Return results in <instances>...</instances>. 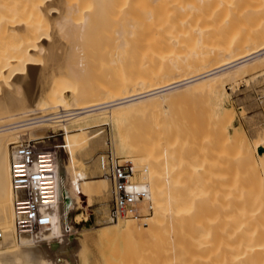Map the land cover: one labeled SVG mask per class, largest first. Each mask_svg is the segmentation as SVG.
Instances as JSON below:
<instances>
[{
	"label": "bare ground",
	"instance_id": "6f19581e",
	"mask_svg": "<svg viewBox=\"0 0 264 264\" xmlns=\"http://www.w3.org/2000/svg\"><path fill=\"white\" fill-rule=\"evenodd\" d=\"M128 1L0 0V225H3L0 230L4 234V238H0L3 240L0 243V264H73L75 259L85 264L82 254L86 240L92 236L82 234L77 238L74 224L79 215H71L74 210L85 209L82 205L83 187L78 183L71 163L63 162L56 149L48 147L44 140L49 127H58L62 131L69 125L71 130H84L95 127L98 122H107L113 127L114 152L117 156L119 153L128 156L135 165L133 171H141L139 179L133 175L134 184L139 188L143 184L147 188L149 201L144 200V203L154 209L150 218L145 216L135 220L137 218L130 215L117 221L109 218L112 223L99 228L95 239L115 241L117 250L113 252L117 253L116 258L125 251L122 253L125 262L121 258L122 263L111 261L110 264H264V162L256 170L250 163L241 161L243 137L238 129L226 138L228 145L235 148L236 156L234 154L232 158L233 152L231 156L225 148L230 165H225L229 166L228 170L224 166L227 170V173L224 171L226 180L221 182L225 185L224 199L217 212L205 210L208 208L205 206L204 210L201 209L203 206L200 208L201 205L197 204L203 195L197 194L200 190L179 186L174 178L165 177L163 173L157 176L147 165L153 163V159H147L145 166L137 168L138 162L146 159L143 147L139 141H130L131 136L128 139L123 134L132 118L139 119L142 113L180 95L205 92L216 102L226 93L225 86L218 83L220 79L235 81L263 66L264 0H145L147 6L166 2L172 7L171 10L166 7V10L164 3L160 7L165 10L159 11L160 4L155 8L152 5L145 12V18H141V21H150L146 23L157 30L153 33L155 37H149L150 41L143 35L136 39L146 34L138 31L137 19L130 16L131 13L128 16L124 7L122 12L125 15L121 16L124 23H119L116 28L109 22L105 24L106 21L118 22L119 12L117 18L113 15V7H127L128 3H133ZM95 25L100 26L98 30ZM183 26L188 27L184 28L189 32L185 29L182 32L195 34V38L191 35V39L189 35L186 38L185 35L182 40L176 37L177 32L171 31L174 28L182 30ZM93 28L114 40L111 44L116 56L122 54L121 51L126 55L130 52L131 39L138 40L135 48L142 50L140 54L137 52L143 59L141 63L138 61V69H141L137 70L138 74H127V80L120 82L115 89L101 93L85 92L75 86L80 84L90 67L87 50L100 47L97 40V43L86 40L89 34L92 39ZM163 45L183 51L163 50ZM34 53L41 54L44 63H35ZM63 69L66 72L63 73ZM132 72L135 71L132 69ZM69 79L77 83L69 84ZM16 88L22 91L21 96L14 98ZM215 110V113L212 110L213 120H209L215 129H220L219 124H224L227 115L217 107ZM23 136L35 146L48 147L52 151L56 179L53 203L46 211L51 218L50 225L19 241L14 237L9 165L12 148L23 141ZM76 145V141L70 143L72 148ZM242 165H247L245 167L250 171L241 170ZM102 177L110 183L103 173ZM205 225L211 226H208L210 229L207 230ZM197 229L196 240L193 236L197 235ZM194 239V249L190 250ZM132 242L138 248L140 243L142 249V255L135 260L126 257L135 247L137 249Z\"/></svg>",
	"mask_w": 264,
	"mask_h": 264
},
{
	"label": "rangeland",
	"instance_id": "374dc122",
	"mask_svg": "<svg viewBox=\"0 0 264 264\" xmlns=\"http://www.w3.org/2000/svg\"><path fill=\"white\" fill-rule=\"evenodd\" d=\"M130 1L133 3L134 1L136 2V0H129L128 2ZM144 1L145 0H142V1L138 0L136 4L128 3L130 5H127V7H125V5H122L121 6L122 8L119 7L120 5H116L113 7L112 11L114 14L113 13L112 14L116 17L118 15L120 16L119 18H121V16L125 15V13L128 14V16L131 13L130 16H132L133 18L135 17L137 19L136 22L139 25L138 31L140 33L144 31L145 34L148 35L147 36L148 38H147L146 35H144L143 33L140 36H138V38L136 39H139L143 35V37L145 36L144 39L146 38L147 40L149 39L148 41H150L151 38L155 37L153 33H155V31L157 32V30L147 24L150 21H146L147 22L146 23L145 21H141V18L142 19L145 18V16L147 15V14L145 15V12L152 5H155V6H152L155 8L158 6V4H160L159 11L162 10L163 7H165V9L166 7H169L168 10H171L172 7L169 4H168L169 6L166 5L167 4L166 2H163V3L161 2L158 4L149 3L150 6L149 5L147 6L146 3H148V1L147 2H144ZM138 3H140V5ZM164 3L166 6L164 5ZM162 4L164 6L161 8L160 6H162ZM123 7L126 10L125 13L122 12ZM130 8L132 9L129 10ZM165 9L163 8V10ZM155 10L158 11V9H155ZM118 12L119 13L121 12V14H119ZM119 18L117 19L118 22L114 21L112 23V21H106L105 24L109 22L108 24L110 26H112L113 28H116V26L119 23H124L122 21V18L121 19ZM97 27L98 26H96V28ZM184 27L186 26L181 27L182 30H180V28L179 29L174 28L171 31L175 33L177 32L176 37L178 36V38L184 40L185 35L187 33L184 34L183 32L185 30L186 32H189V30L186 29L188 27L186 28ZM177 29L180 30L179 33ZM93 31H94V28H93ZM94 32H96V29ZM94 32H92L91 30V35L93 33L92 39L90 40L91 36L89 34V36H87L88 39L86 38V40L87 42L90 41V43L91 41L96 42L97 40V42L100 44V47L99 49L97 48L94 51L87 50V52L89 51V53H86L89 56L88 64L90 62L91 63H90V67L88 66L89 69L86 70L87 73L84 75L86 76V79L84 76L82 77V79L80 78L82 80L80 81V84L77 82H74V80L72 79H69L68 83L72 85L77 83L75 86H78V88L82 89L85 92H89L91 90V91H95L96 93H101L106 90H111V88L115 89L120 84V82L122 83V81L127 80V78H125L127 77V74L129 73L130 75L138 74L136 73L138 72L137 70H141V69H138L137 65L141 63V60H143L142 56L139 55L140 51L142 50L138 51L137 50L138 48H135V45L136 46L138 45V43H136L138 40L131 39L130 41L131 47L128 49V51H130L129 52L130 54L127 53V55L129 54L130 56L129 55L127 56L124 51H121L122 54H119L118 56H116L114 54V52L116 53V51L115 49H112L113 44H111V42L113 43L114 40L109 38L108 36L105 37L104 33H102L103 34L102 35L101 32H96L97 33L96 35V33ZM160 32H163V31L161 30ZM98 33H100L101 35H98ZM188 35H189V38H190V35L193 36V38H195V34H188ZM188 35H186V38L188 37ZM93 36L95 40H93L94 39ZM190 39H188V41ZM109 46H112V47H109ZM176 49H178V51L179 50L183 51V49H179V48L169 49L168 46L163 45V50H170L173 52L175 50V52H178ZM34 54H35L34 57L36 60L35 63L36 62H38L37 64L44 63V60L41 58L42 57L41 54L40 55L39 53H34ZM137 56H139V58ZM117 58L120 60H118ZM41 60L42 62H40ZM117 61L118 62L120 61V62L118 63ZM136 61L137 62L139 61L140 63L139 62L137 63ZM94 63L95 65H93ZM93 67L95 70L93 69ZM260 67L256 68V70L252 72L250 75H243L242 77H239L240 79H237L235 81L233 80L225 81V79H220L218 83H222L225 86L226 95L224 94L223 98L219 99L216 102H215V99L211 95L205 92L199 93L196 91V93L194 92L193 94L188 93L185 95H180L174 98V100L164 102L160 105L161 108L159 105L157 106V108L155 107L156 109L159 108L158 110L156 109L149 110L148 112H146L147 114L144 112L142 113V115H139L140 118L136 116V118H139V119L132 118L130 121H128L127 122L128 127H126L128 128V130L126 129L125 130L126 133L124 132L123 134H125L128 139H130V136H131L132 140L130 139V141H133V142L139 141L140 147L141 148L143 147L142 148L143 154L146 155L144 156L146 158L145 159L146 161L143 160V162L142 161H140V163L138 162V164L140 165H138L137 168L140 169L141 166L142 167L145 166V162H148L147 159H150V160L153 159L151 161L153 163L151 164L147 163V165L151 167L152 171H154L157 176L163 173L165 177L174 178V180L179 186H185L187 189L191 187L190 189L195 188L198 191L200 190L197 194L201 193L200 195L202 194L203 195L200 196L201 198L197 200L198 203L196 202L199 206L201 205L200 208L203 206V208L201 209L204 210V206H205V208L208 207L205 210H214L215 212L219 211L218 208H220V206L222 205V202H223L222 199H224L222 198V196L225 192L224 190L225 187H223L225 185H221V184H223L224 181L226 180V177H227L226 173H227V170L229 169V166H225V165L226 164L230 165V163L228 164L227 162L229 158L227 156L228 151L226 152L225 148L229 150V154L233 152L232 153L233 156L230 154L232 158L236 156V152L234 153L235 148L234 147L232 148V146L230 147L228 145L226 138L227 139L230 138L232 136V132L238 129L239 135L243 137V140L240 143L241 145L240 148L243 150V153H242L243 157H241V161H244L245 164L250 163L253 169L256 167V170L260 169L259 167L261 166V162H264L263 160L264 159L263 157V153H264V73H263L264 65ZM132 69L135 72H132ZM64 71L65 69H63L62 72L64 73ZM62 72H58V73H62ZM122 74L124 75L122 76ZM90 78L91 80H89ZM58 84L60 85V83ZM86 87H88L89 89H87ZM18 89L19 88H16L14 90L13 92L14 95L12 97H14L15 95L16 97L14 98H17L18 95L21 96L20 92L22 90L21 89L18 90ZM204 94H206L207 97ZM203 99H207V100H203ZM218 104L220 105L219 107H218ZM216 107L217 109L224 110L225 115H227L226 118H224L225 119L224 124L223 125L219 124L220 126H222V127L219 126L221 131L218 127L217 129H215L216 126H213L212 125L213 122L211 121L213 120L212 118L214 117L212 110L215 113ZM100 120L98 119V121ZM65 127L68 128L70 126L69 125L64 126V129L66 132L64 131V129L62 131H59L58 127L47 128V139H45L44 141L48 147L52 149H56L60 159H62L63 162L67 161L71 163V168L73 169V171H75V174L77 176V181L78 183H81V186L83 187L84 196L82 197V205L85 209L79 208L78 210H74L71 215L72 217L79 215L78 216L79 218L77 217V223L74 224L76 233H77L76 237L78 238L82 234L83 235L88 234L92 236L90 239L86 240V244H85L84 251L82 254L86 260L85 264H110L111 261L113 262L119 261L122 263V259L125 258V257L122 258V255H123L122 253H124L125 251L120 252V256L116 258L117 253H114L117 250L116 247H114V245L116 244L115 241L95 239V234L96 232H98L100 227L102 228L112 223L110 219L108 218L109 210L112 206L110 183L102 177V169H101L98 155L107 148L106 142H108L109 138H110L111 143H113V140H112L113 139L112 136L114 133L113 127H111L110 124L107 122L106 123L98 122L95 127H91V128L84 129V130H75V128L74 129L72 128L71 130V128L66 129ZM52 129H57V130H52ZM212 129L214 130L212 131ZM169 137H172V138H169ZM22 138H23L22 140H29L28 137L25 138V136H23ZM72 141H76V144H77L73 148L70 147V143ZM113 150H114V146H113ZM224 153L226 154L227 157L225 156ZM117 155L118 154H116V156ZM119 156L118 157L121 160V162H124V161L130 162V164H132L133 167H135V165L131 163L128 156L126 157V155L120 154V153H119ZM218 156L220 158H218ZM211 161L214 162V164ZM224 166H225V169L227 170L224 169ZM245 166L247 165H242L243 169L241 170L246 169L247 171L248 169L247 172H249L250 169ZM135 171L136 170H134L133 175L134 177L136 176V178L138 177L139 179L141 171L140 170L136 172ZM215 172H217L218 174ZM133 175L131 179L134 183H136V179L133 178ZM222 175L224 177L226 176L225 179ZM184 181L187 183H185ZM211 185L212 186L214 185V186L211 187ZM203 197H205V200H203ZM201 199L204 202H202ZM147 204L149 205V203H146V202L144 203V201H139L138 209H137L138 210L137 212H139V215H136V216L130 215V216L133 218H137L135 220H141V218H144L145 216H148L150 218L153 215L154 209L151 207L152 211L150 212L149 206H147ZM84 212H86L87 215H85ZM81 213H83V215ZM206 226H207L206 228L207 230H209L210 229L209 227H211L209 225H205V227ZM0 227H3V225H0ZM192 227L193 226L190 225L191 230H192ZM200 227L201 226H199V229ZM205 227H203V229H205ZM144 228H146V225H144ZM198 231L199 230L197 229V231L195 232L197 235L193 236L196 240L198 236ZM2 235L4 236L3 233ZM195 239L193 240V243L191 241L192 247H190V250L194 249ZM135 242H132L133 247L136 245ZM136 246H137V249L135 247L133 251L130 250L132 252L128 251L130 253L127 252L128 254L126 253L127 254L126 257L128 258L130 257V259L135 260L142 255V249L140 248V243H139V248H138V245ZM124 262H125V259H124ZM72 263L80 264L79 261L76 259L73 260Z\"/></svg>",
	"mask_w": 264,
	"mask_h": 264
},
{
	"label": "built area",
	"instance_id": "2783aa9c",
	"mask_svg": "<svg viewBox=\"0 0 264 264\" xmlns=\"http://www.w3.org/2000/svg\"><path fill=\"white\" fill-rule=\"evenodd\" d=\"M107 148L98 156L103 175L110 181L112 206L108 218L117 221L129 215H139L138 202L148 199L147 188L132 181L133 165L121 162L110 138ZM54 156L48 147H37L33 141L17 142L12 148L9 173L12 189L14 237L20 241L50 225L46 212L53 203L56 179ZM149 209L151 206L149 205ZM0 231V238H2Z\"/></svg>",
	"mask_w": 264,
	"mask_h": 264
}]
</instances>
